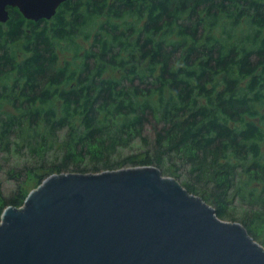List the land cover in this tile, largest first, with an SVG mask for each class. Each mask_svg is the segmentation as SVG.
Listing matches in <instances>:
<instances>
[{"label": "trees", "instance_id": "obj_1", "mask_svg": "<svg viewBox=\"0 0 264 264\" xmlns=\"http://www.w3.org/2000/svg\"><path fill=\"white\" fill-rule=\"evenodd\" d=\"M8 14L0 152L12 139L62 151L56 164H40V182L177 161L169 174L188 167L181 184L219 218L234 196L264 206V0H65L50 19ZM135 138L145 150L113 160ZM240 172L255 185L245 195ZM26 195L18 184L0 213ZM257 221L264 234V211L238 221L254 240Z\"/></svg>", "mask_w": 264, "mask_h": 264}, {"label": "water", "instance_id": "obj_2", "mask_svg": "<svg viewBox=\"0 0 264 264\" xmlns=\"http://www.w3.org/2000/svg\"><path fill=\"white\" fill-rule=\"evenodd\" d=\"M65 0H0L31 20ZM0 264H264V247L236 221L152 165L62 172L0 215Z\"/></svg>", "mask_w": 264, "mask_h": 264}, {"label": "rangeland", "instance_id": "obj_3", "mask_svg": "<svg viewBox=\"0 0 264 264\" xmlns=\"http://www.w3.org/2000/svg\"><path fill=\"white\" fill-rule=\"evenodd\" d=\"M145 133L151 135L152 132L150 129H147ZM12 142L13 144L11 145V149L9 152H0V206L2 197L8 198L9 196L17 193L18 184H20L21 190L24 193H28L30 190L36 188V186L41 183L40 180H38V175L42 174L43 172L39 170L41 168L40 164L42 162H46V164L50 166L52 164H56L58 161H60L59 156H61L60 154L62 152H57L53 148H49L45 152L40 150H38V152H34L31 149L21 148L14 145L13 139ZM19 145L21 146V143ZM141 150H145V147L141 146L140 140H138V138H135L134 141L127 146L118 147L117 151L114 152L112 158L113 160H123L130 154H134L135 152H139ZM261 151L262 154H264V142L262 143ZM176 162L177 161H175L173 164H176ZM80 164H92V161L90 163L88 159H85ZM173 164L165 162L163 168H159V171L164 176H171L175 178L181 184L182 182L187 180L186 170L188 169V167H182L178 171V173H180V176L176 178L169 174V172L172 171L171 169H174ZM25 166L29 168L33 167L34 170L31 172H26L24 169ZM126 167L134 166L131 165L130 162H128L120 168ZM164 169L170 171L164 172ZM240 174H237L234 177V182L236 184V187L241 186L243 188L242 192L245 195L255 185L248 176ZM221 210L223 213L220 218L221 220L235 221L234 219H236V222H238L244 217L250 218L253 215L258 214V212L264 211V206L260 207L259 203H256V201L254 200V197L250 196V198H242L241 196H234L230 203L222 207ZM253 231L257 236L255 240L264 247V234L258 221L253 224Z\"/></svg>", "mask_w": 264, "mask_h": 264}]
</instances>
